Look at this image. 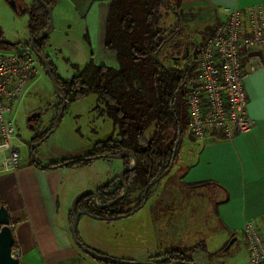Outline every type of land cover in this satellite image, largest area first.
Listing matches in <instances>:
<instances>
[{
	"label": "crops",
	"instance_id": "0c3cea01",
	"mask_svg": "<svg viewBox=\"0 0 264 264\" xmlns=\"http://www.w3.org/2000/svg\"><path fill=\"white\" fill-rule=\"evenodd\" d=\"M65 3L69 6L67 11L76 15L91 46L90 53L79 64L55 52L56 48L50 44L45 52L60 75L70 79L77 73L72 64L84 68L91 54L96 64L118 68L117 52L105 46L110 2L57 1L60 5ZM253 5L261 6L264 11V0H181L175 7L177 11L172 10L175 27H179L175 36L183 40L185 55L191 58L173 54L176 58L173 61L183 67H193L194 73L197 52L214 27L225 18V10ZM52 32L53 27L49 37ZM29 40L30 33L24 43ZM73 50L76 52L74 47ZM257 56L264 64V47ZM160 58L163 59L161 54ZM63 59L74 69L68 76L61 72ZM244 84L248 114L255 120L250 130L232 139L216 133L196 139L186 128V136L181 138L178 155L170 173L163 178L159 193L155 186L161 180L154 185L142 207L123 218L125 220L108 222L82 214L77 227L79 239L113 259L146 261L162 254L154 260L163 261L184 253L194 264H248V246L242 235L245 223L255 220L264 234V66L250 73ZM36 88L34 78L20 97L19 111L16 110L19 119L31 112V105L25 106L23 100L31 92L34 94ZM55 105L56 100L48 107V113H52ZM97 106L103 107L97 96L90 94L66 109L67 114L56 130L36 146L35 158L43 166L30 157L26 143L34 131H21L24 142L20 144L26 149V153L22 152L21 166L17 171L0 173V203L9 212L15 239L13 255L20 264H108L87 254L75 243L71 234V203L83 190H96L117 178L126 167L125 161L120 157H102L79 166L60 165L88 156L97 142L112 134L117 137L113 121ZM51 164L58 165L49 167ZM132 164L133 158H130L128 166ZM199 182H208L212 199L207 188H191L190 185ZM132 192L142 194L139 189ZM200 201L202 209L194 205ZM199 211L202 218L195 221ZM209 223L215 229L211 230ZM234 237L236 241L227 247ZM201 243L206 248L198 247Z\"/></svg>",
	"mask_w": 264,
	"mask_h": 264
},
{
	"label": "trees",
	"instance_id": "16d2710c",
	"mask_svg": "<svg viewBox=\"0 0 264 264\" xmlns=\"http://www.w3.org/2000/svg\"><path fill=\"white\" fill-rule=\"evenodd\" d=\"M41 1L54 8L58 0ZM108 1L110 7L105 46L117 52L118 68L96 64L91 54V60L84 68L72 64L77 73L66 79L58 73L56 65L45 55V49L49 45V35L36 40L33 49L49 62L52 75L62 95L59 96L58 111L63 98L66 101V110L70 104L94 94L103 105L102 108L100 106L97 108L113 121L117 130V137L112 134L96 143L93 151L88 155L91 157L89 161H78L69 166L90 163L97 155L113 157L133 154L136 158V165L125 171L123 177L128 186V193L139 189L143 194L142 200L137 205L128 210H116V206L126 197L117 199L124 188L119 177L96 189L101 204L117 199L113 205L97 206L93 202L92 193L83 194L76 202L77 208H86L90 215L113 221L140 209L154 184L170 173L181 144L180 140L173 159L174 148L180 136L179 130L181 129L182 138L187 128L185 84L188 74L193 73V67L188 65L183 67L177 64V61L170 65L160 58L165 44L179 31V27H175L167 34V30L160 25L162 18L160 8L173 9L168 0ZM180 2L181 0H176L177 7ZM173 11L177 10L173 9ZM26 13L29 15L28 28L31 42V38L41 36L48 29L50 19L46 7L39 0H34ZM85 37L88 38V35L86 34ZM30 42L27 46H30ZM19 43L0 40V45L9 49ZM46 73L48 74V68ZM181 107L185 118L181 117ZM56 116L45 134L53 127ZM123 159L125 166H128L130 157L125 156ZM34 162L43 166L38 161ZM56 165L58 164H51L49 167ZM118 180L119 182L115 184ZM207 183L199 182L190 186L193 189L207 188ZM207 191L212 199L211 189L207 188ZM91 249L97 255H104ZM161 257L162 254H159L150 260L163 264L177 259L193 262L184 253L170 256L163 261L154 260Z\"/></svg>",
	"mask_w": 264,
	"mask_h": 264
},
{
	"label": "built area",
	"instance_id": "2783aa9c",
	"mask_svg": "<svg viewBox=\"0 0 264 264\" xmlns=\"http://www.w3.org/2000/svg\"><path fill=\"white\" fill-rule=\"evenodd\" d=\"M263 47L262 7L227 8L225 18L201 45L194 73L186 78L187 129L193 137L216 133L232 139L255 125L248 114L244 81L264 66L257 56ZM39 63L31 46L22 52L0 50V173L17 171L23 161L19 129L11 113ZM242 235L248 264H264V234L255 220L245 223Z\"/></svg>",
	"mask_w": 264,
	"mask_h": 264
},
{
	"label": "rangeland",
	"instance_id": "374dc122",
	"mask_svg": "<svg viewBox=\"0 0 264 264\" xmlns=\"http://www.w3.org/2000/svg\"><path fill=\"white\" fill-rule=\"evenodd\" d=\"M19 3H21L23 6L28 5L31 6L34 2V0H17ZM169 5L175 9L176 7V0H168ZM55 10H53V32L52 35L49 37V45L47 48L50 46V44L56 48L57 53H61L66 57V59H69L70 62H76V63H82L84 58L86 57V54L90 53V40L89 38L84 37V32L81 29L80 23L76 21V15L72 12L67 11V8L69 6L65 4H56ZM173 9H169L166 7H161L160 12L162 15L160 25L167 30V34L175 28L176 25V19L175 16L172 12ZM28 20H29V15L28 13L24 14H18L15 12L11 6L5 1V0H0V40H6L9 42H20L18 45L14 46L13 48H4L0 45V50L3 52H22L28 49V43L30 42L27 41L24 43L26 38L29 37V29H28ZM178 36H174L173 39H171L169 42L165 44L161 51V57L163 60L168 63V64H173L175 60L173 58V54H178L181 55L183 58H191V55L187 56L185 55L187 53L185 46L183 44V40L181 38H177ZM14 39V40H13ZM73 47L76 49V52H74ZM46 48V49H47ZM45 49V50H46ZM190 50V49H189ZM45 55L49 57L51 60V57L46 54ZM185 56V57H184ZM188 58V59H189ZM184 60V59H183ZM184 61H181L182 64ZM187 64V63H185ZM65 60L61 61V72L64 75H67L69 73L72 74V71L74 69L69 65H67ZM181 65V64H180ZM46 68L47 66L40 61V63L37 66V72L34 74L31 78L36 79V91L31 92L30 95H28L23 101L25 103V106H30L31 105V112H36L40 111L42 113V116L39 118V121L37 123V127L39 130H43L46 127H51L53 123V119L51 120L52 117H55L58 113V102H59V96L57 95L53 82L49 76V74L46 73ZM59 73V72H58ZM60 74V73H59ZM70 75V74H69ZM30 80V81H31ZM28 82V84L30 83ZM27 87V86H26ZM23 96V95H22ZM20 98L16 101V103L13 106V110L11 113V117L14 118L16 121L17 127L19 129V138H18V143L24 142L23 136L21 131H27L29 130L27 126V121L26 117H21L20 119L17 117V106H19V101ZM56 100V105L52 113H48L49 108L52 105V101ZM75 103V102H74ZM73 104V103H72ZM70 104L68 108L72 105ZM47 105V106H46ZM67 108V109H68ZM180 109L181 112V117H184V110L183 107ZM19 111V109L17 110ZM67 111V110H65ZM28 113V114H30ZM27 114V115H28ZM67 112H64L63 117H65ZM187 119V117H186ZM47 121V122H46ZM78 133L82 134V131H78ZM186 136V129L183 133V137ZM173 138V136H172ZM171 138V139H172ZM47 140V139H46ZM45 140V141H46ZM21 152L26 153V149L21 147ZM22 153V155H23ZM178 155V154H177ZM79 166V165H78ZM174 176H172L173 179ZM164 180V179H162ZM162 180L160 183H157L155 186L156 193H159L161 190L162 186ZM159 182V181H158ZM169 183H172V180H170ZM156 184V183H155ZM154 184V185H155ZM154 188V186H153ZM151 189V191L153 190ZM206 189V188H205ZM207 191V190H206ZM208 192V191H207ZM151 194V192H150ZM149 194V195H150ZM208 194V193H207ZM138 197V200L136 198ZM150 197V196H148ZM143 198L142 194H139L138 192H127L126 197L123 199L122 203L116 206V210H128L135 205L138 204ZM147 200V198H145ZM144 199V202L146 201ZM99 203H101L100 200H98ZM143 202V204H144ZM195 206L198 208L202 209V203L201 201L198 203H194ZM148 208H145L147 210ZM197 210H195L196 213ZM153 213V211H152ZM133 214V213H132ZM131 215V214H130ZM128 215V216H130ZM128 216L122 217L116 220H125ZM125 218V219H123ZM201 211L197 212L196 214V220H201ZM113 220V221H116ZM112 222V221H108ZM210 224V228H212V223ZM198 247H205V244H199ZM222 247L219 245V248ZM199 249V248H198ZM190 254V253H189Z\"/></svg>",
	"mask_w": 264,
	"mask_h": 264
},
{
	"label": "water",
	"instance_id": "95a60500",
	"mask_svg": "<svg viewBox=\"0 0 264 264\" xmlns=\"http://www.w3.org/2000/svg\"><path fill=\"white\" fill-rule=\"evenodd\" d=\"M10 6L11 8L17 12L18 14H24L26 13V11L28 10L29 6L25 5L23 6L21 3H19L17 0H5ZM47 9L48 14H49V19H50V23H49V27L48 29L45 30V32L39 36V37H33L31 38V42H30V46L33 49V43L38 40L41 39L47 35H49L50 31L52 30L53 27V8L50 7L49 5L43 3L41 0H39ZM33 51L35 52V50L33 49ZM37 55V57L40 59V61H42L48 68V74L53 82V86L54 89L57 93L58 96H62L61 93L59 92L58 89V85L52 75L51 72V68L49 66V62L45 59L42 58L41 56H39L37 53H35ZM65 106H66V101L63 98L62 99V104L60 106V109L57 113L56 116V120L54 122V126L53 128L43 137L41 138L39 141H37L35 144L32 145V149L35 148L36 146H38L40 143H42L46 138H48L57 128L58 126V119L60 118V116L62 115V113L65 110ZM41 117V112L40 111H36L33 112L32 114L27 116V122H30L29 128L30 129H34L35 126L33 124V121H36L37 119H39ZM179 134L180 136L178 137L177 143L175 145L174 148V154H173V159H175V154L177 151V147H178V143L181 140V129L179 130ZM32 158L34 161H37L35 158V155L33 152H31ZM125 156H128L130 158H133V164L131 166H126L125 168H123L119 174L118 177L120 179V182L123 184V191L121 194H119V196L117 197V199L122 198L124 195L127 194L128 192V186L124 181V177H123V173L125 171H128L130 169H132L135 165H136V158L133 154H121V155H116L113 157H120L123 158ZM103 155H97L96 158H102ZM91 159L90 156H85V157H81V158H76V159H71V160H67L63 163H61V166L64 165H69L71 163H75L78 161H89ZM85 193H92L93 195V202L99 206V207H107V206H111L113 205L117 199L112 200L106 204H101L98 202V194L97 191L94 189H86L83 190L82 192H80L79 194H77L75 196V198L73 199L72 203H71V213H72V227H71V234L74 238L75 243L87 254L101 260L104 262H110V263H114V264H163V263H158L152 260H146V261H133V260H123V259H113V258H109L105 255H97L90 247L86 246L78 237L77 234V227H78V221H79V216H81L82 214H90L89 211L86 208H82V209H77L76 210V202L77 200ZM146 200V199H145ZM236 237L232 238L231 241L229 242L228 246L232 245L235 241H236ZM14 235H13V231L11 228V224H10V216H9V212L7 210V208L4 205L0 206V264H20L19 259L13 255V246H14ZM164 264H194L193 262H185L183 260L177 259V260H173L172 262L169 263H164Z\"/></svg>",
	"mask_w": 264,
	"mask_h": 264
},
{
	"label": "flooded vegetation",
	"instance_id": "af4514ba",
	"mask_svg": "<svg viewBox=\"0 0 264 264\" xmlns=\"http://www.w3.org/2000/svg\"><path fill=\"white\" fill-rule=\"evenodd\" d=\"M33 113V112H32ZM32 113H30V114H32ZM30 114H28V115H30ZM27 115V116H28ZM27 116H26V121H27ZM38 121H39V119H37L36 121H33V124H34V126H35V128L34 129H31V130H33L34 131V133H33V135L29 138V140H28V142H26L27 143V146H28V149H29V154H30V157L32 158V155H31V152H33L34 153V155H35V157H36V155H37V152H36V148L37 147H35V148H31L32 147V145L33 144H35L37 141H39L41 138H43L46 134H45V132L47 131H43V130H39L38 129V127H37V123H38ZM55 122V121H54ZM29 125H30V122H27V126H28V128H29ZM53 126H54V124H53ZM53 128V127H52ZM51 128V129H52ZM30 129V128H29ZM50 129V130H51ZM122 193V192H121ZM127 195V194H126ZM126 195H124L123 197H125ZM99 200V199H98ZM172 262V261H171ZM169 263V262H168Z\"/></svg>",
	"mask_w": 264,
	"mask_h": 264
}]
</instances>
